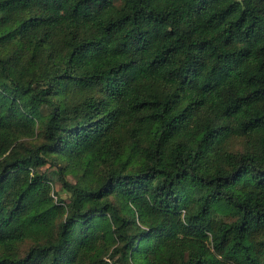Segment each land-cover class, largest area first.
Returning a JSON list of instances; mask_svg holds the SVG:
<instances>
[{
  "label": "trees",
  "instance_id": "16d2710c",
  "mask_svg": "<svg viewBox=\"0 0 264 264\" xmlns=\"http://www.w3.org/2000/svg\"><path fill=\"white\" fill-rule=\"evenodd\" d=\"M0 264H264V0H0Z\"/></svg>",
  "mask_w": 264,
  "mask_h": 264
},
{
  "label": "rangeland",
  "instance_id": "374dc122",
  "mask_svg": "<svg viewBox=\"0 0 264 264\" xmlns=\"http://www.w3.org/2000/svg\"><path fill=\"white\" fill-rule=\"evenodd\" d=\"M228 150L232 152L240 151L244 149V141L242 139H232L229 141ZM40 172H46L51 178H52V185L54 188L55 193H60L61 185L60 182L57 180V177L53 174V168L50 166H45L40 169ZM66 179L72 183L75 182L74 178L71 175H67ZM62 199L67 200L68 195L66 194H60ZM54 199H56V196H54ZM32 245L31 241H25L24 243L20 244L16 248V254L19 256H23Z\"/></svg>",
  "mask_w": 264,
  "mask_h": 264
}]
</instances>
